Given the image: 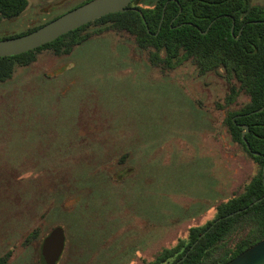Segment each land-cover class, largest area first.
<instances>
[{"label": "rangeland", "instance_id": "rangeland-1", "mask_svg": "<svg viewBox=\"0 0 264 264\" xmlns=\"http://www.w3.org/2000/svg\"><path fill=\"white\" fill-rule=\"evenodd\" d=\"M264 5V0H250ZM86 0H27L0 39ZM89 25L68 54L43 49L0 82V256L41 264L55 226V264H146L257 171L224 124L247 100L218 107L228 82L190 61L161 72L133 35ZM235 232L229 244L239 238Z\"/></svg>", "mask_w": 264, "mask_h": 264}, {"label": "trees", "instance_id": "trees-1", "mask_svg": "<svg viewBox=\"0 0 264 264\" xmlns=\"http://www.w3.org/2000/svg\"><path fill=\"white\" fill-rule=\"evenodd\" d=\"M135 1L131 0V3ZM131 3L124 11L106 14L35 49L0 57V82L10 77L15 65L32 63L43 49H50L57 55L68 54L88 38L85 29L92 24L132 34L137 47L146 50L149 64L163 73L184 61H190L198 75L220 72L218 74L228 82V90L218 107L232 103L240 91L248 97L238 110L227 112L224 124L231 139L257 163V171L242 191L215 206L213 219L189 227L186 236L161 248L146 264H174L185 253L177 264H222L264 237V108L252 112L264 105V5L248 0L247 12L242 14L240 0L227 9L223 5L220 11H211L207 5L192 4L188 13L191 24L175 25L181 15L176 21L169 22L173 16L169 4L164 9L162 1L154 2L147 9L138 7L141 16L130 9ZM26 6L27 0H0V20L18 16ZM198 12L207 13V18L200 19ZM232 19L234 25L230 31ZM239 26H242L240 32ZM238 124L247 126L244 137L241 136L243 128ZM235 232L240 236L229 244L228 239ZM8 257V251L3 253L0 264H6Z\"/></svg>", "mask_w": 264, "mask_h": 264}, {"label": "water", "instance_id": "water-1", "mask_svg": "<svg viewBox=\"0 0 264 264\" xmlns=\"http://www.w3.org/2000/svg\"><path fill=\"white\" fill-rule=\"evenodd\" d=\"M130 1L131 0H87L86 2L67 10L66 12L56 16L29 32L0 39V57L16 55L35 49L106 14L124 11ZM138 12L142 16V13L139 10ZM162 16L163 13L161 15L159 25L162 20ZM232 28L233 21L230 28L231 31ZM202 32L205 33V30ZM235 38H237V36H235ZM263 108L264 105L252 112L261 111ZM238 125L243 128L241 136L244 137V134L247 132V126L245 124ZM252 153L255 155L258 154L257 152ZM258 200L259 199L256 201ZM201 235H199V237ZM195 242L190 246V248H192ZM63 246L64 233L62 227L55 226L51 228L40 243L41 264H55L62 253ZM186 254L187 253H185L174 264L181 261ZM222 264H264V237L246 247L236 256Z\"/></svg>", "mask_w": 264, "mask_h": 264}, {"label": "flooded vegetation", "instance_id": "flooded-vegetation-1", "mask_svg": "<svg viewBox=\"0 0 264 264\" xmlns=\"http://www.w3.org/2000/svg\"><path fill=\"white\" fill-rule=\"evenodd\" d=\"M161 1L163 2V9L167 4L170 5V8H171L170 11H171V13H173L172 14L173 16L171 17L169 22L176 21L178 15H181L180 20L177 23H175V25H180L183 23L191 24V21L188 19V17H189L188 13L190 12V10L192 8V4H197L199 6L207 5L211 8V11H220L222 9L223 5H225V8L227 9V6L230 7L232 5V3H234V2L236 4H238V0H136L135 2H132V3L130 1V3H131L130 9H133L137 12L139 10L141 12V10L138 7L147 9L154 2H161ZM240 4H241V13L246 14L247 7H248V5H247L248 0H240ZM219 15H217V17H219ZM223 15L229 16L228 13H223ZM207 16H208V14L203 13V12L202 13L198 12V14H197V17H199L200 19H204V18L206 19ZM53 18H51V19H53ZM214 18H216V17H214ZM232 21H233V25H234V20L232 19ZM231 25H232V22H231ZM241 28H242V26H239V31Z\"/></svg>", "mask_w": 264, "mask_h": 264}]
</instances>
